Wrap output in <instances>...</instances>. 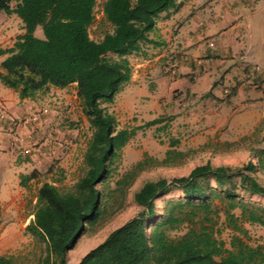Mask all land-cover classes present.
<instances>
[{
  "label": "trees",
  "instance_id": "1",
  "mask_svg": "<svg viewBox=\"0 0 264 264\" xmlns=\"http://www.w3.org/2000/svg\"><path fill=\"white\" fill-rule=\"evenodd\" d=\"M13 1L0 0V14L15 15L23 32L0 49V83L21 100L75 84L91 130L83 175L67 189L57 186L62 179L42 183L36 199L40 213L24 231L42 247L39 264H68L66 255L78 239L119 211L138 172L150 164L146 159L118 174L134 130L119 128L108 107L130 81L128 57L156 45L148 34L159 16L179 12L189 0H105L103 18L112 31L100 41L89 35L99 0H18L14 6ZM176 155L168 151L164 164ZM258 169L264 171V150L243 171L206 163L187 176L144 182L132 195L142 210L78 264H264V245L250 244L242 226L264 227V204L255 200H264V186L248 173ZM35 176H22V186ZM174 191L181 196L164 199ZM223 229L230 232L227 243ZM0 264H13L12 258L0 255Z\"/></svg>",
  "mask_w": 264,
  "mask_h": 264
},
{
  "label": "crops",
  "instance_id": "2",
  "mask_svg": "<svg viewBox=\"0 0 264 264\" xmlns=\"http://www.w3.org/2000/svg\"><path fill=\"white\" fill-rule=\"evenodd\" d=\"M148 38L156 45H145L143 53L136 54L144 58L130 64V81L116 96L122 117L125 113L133 119L138 117L136 124L158 118L163 120L159 124H244L247 120L251 121L248 124H259L264 120V80L259 74L252 77L250 72L252 65L264 70V0H189L179 12L160 15ZM173 64L174 73L164 75V66ZM71 87L74 101L81 105L75 84L63 89L52 87L32 99L21 100L0 83V107L5 112L25 115L26 105L30 117L36 111H49L38 115L43 121L36 123L37 133L44 130L46 138L29 158L20 149H26L35 136H28L21 124H12L10 117L0 118L1 245L16 239L17 230L24 233L31 222L26 205L33 179L22 186V176L39 171L37 161L47 159L67 143L57 134L65 122L58 115L65 112L63 117L71 120L68 113L73 108H69L70 98L64 95ZM226 87H231L232 95L221 100ZM54 93L64 96L56 98ZM127 95L133 101L131 111L124 101ZM41 99L46 102L43 106L39 105ZM80 116L83 120L81 106ZM13 131L19 137H14ZM48 172L54 177V169Z\"/></svg>",
  "mask_w": 264,
  "mask_h": 264
},
{
  "label": "rangeland",
  "instance_id": "3",
  "mask_svg": "<svg viewBox=\"0 0 264 264\" xmlns=\"http://www.w3.org/2000/svg\"><path fill=\"white\" fill-rule=\"evenodd\" d=\"M17 1L14 0L12 5L14 6ZM104 1H98L94 21L89 27L90 38L95 41H100L105 33L112 31L111 26L103 18L102 4ZM22 32V24L15 15L0 14V49L12 46L15 38ZM36 35L41 37V31L38 30ZM2 58L0 57V61ZM142 58L144 56L131 55L128 57L130 64H135L136 61L138 62ZM164 67V75L174 73V64L171 66L165 65ZM230 89L231 87H226L223 92L224 95L220 94L221 100L226 99L224 96L230 94ZM218 90L222 92L223 88L220 87ZM73 91L74 89L71 87V90L64 93L70 98L69 108H73V111L68 113V115H72L70 117L71 120L69 121L63 117L65 112L58 115V117L62 116L65 122L60 124L57 134L61 139H67V143L61 144L55 153L51 154L47 159L37 161L36 164H40L39 171H34L36 176L29 184L26 215L31 216L30 221L35 220L40 213V210L36 207L35 200L39 183L51 181V179H62L57 182V186L67 189L72 187L84 172L83 156L91 137V130L87 119L83 117L82 120V116H80L81 105L78 104L77 100L74 101ZM64 95L54 93L56 98H62L61 96ZM41 101L43 103L39 105L43 106V104H46L43 99ZM124 101L127 104V110L131 111L133 102L131 95H127ZM25 107V115L18 114L16 116L5 112L0 107V116H3L0 118L6 120V116L10 117L12 124H21V127H25L28 136H35L26 149L21 148L20 145V151L23 156L29 158L33 150L44 142L46 136L44 130H39L37 133L38 129L35 126L39 121H43L42 117H38V121H30V107L29 105ZM108 109L116 117L119 128L134 130L133 136L122 151L118 174L130 171L134 165L146 159L151 161L149 166L138 172L134 183L126 193L119 211L110 216L101 229L94 233L88 232L78 239L74 247L66 255L68 264H78L79 260L89 250L101 243L113 230L135 217L142 210L140 206L133 202L132 195L144 182L158 179L171 180L175 177L187 176L193 168L206 163L213 167L227 166L243 171L247 164H256L258 154L261 150H264V120L259 124H248L251 121L247 120L245 123L243 122L244 124L167 123L146 127L144 124H139L140 122L136 124L138 117L133 119L132 116H127L126 113L125 117H122V110L118 107L116 98L114 104L109 106ZM76 120H79V122ZM122 122L126 123L121 124ZM12 135L19 137V133L15 131L12 132ZM22 136L25 137L27 135ZM36 140L40 141L36 142ZM170 141H175L176 145L171 147ZM170 150L178 155L164 164L167 152ZM25 151H28V153L26 154ZM51 168L55 170L54 177L49 175L48 170ZM60 171H63L65 175L61 174ZM248 173L264 186V171L258 169L255 172L249 171ZM180 196L178 191H174L164 199L178 198ZM164 199L157 201L156 205L159 206ZM255 200L260 204H264V200ZM214 204H218V202L215 201ZM235 214H239V212L235 211ZM220 218L221 222L223 220L222 214ZM242 226L248 232L250 244L264 245V227L249 224H243ZM17 231L16 239L7 242L5 245L0 244V254L11 257L13 264H39L42 251L41 245L31 236L21 233L20 230ZM229 238L230 232L227 229H223L221 231V239L227 243Z\"/></svg>",
  "mask_w": 264,
  "mask_h": 264
},
{
  "label": "built area",
  "instance_id": "4",
  "mask_svg": "<svg viewBox=\"0 0 264 264\" xmlns=\"http://www.w3.org/2000/svg\"><path fill=\"white\" fill-rule=\"evenodd\" d=\"M250 72H251L252 77L255 78V76L257 74H259L262 77V79L264 80V70L262 68H260L259 66H257V65L251 66ZM46 113H47V110L36 111L35 115L30 118V121H37L39 114H46ZM0 117H3V116L1 115ZM15 142H17V143L20 142V139H15ZM25 153L27 154L28 151H25Z\"/></svg>",
  "mask_w": 264,
  "mask_h": 264
}]
</instances>
